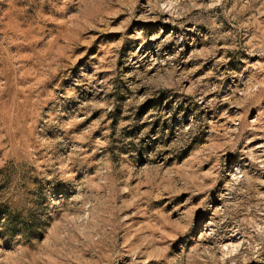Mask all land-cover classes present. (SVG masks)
Returning a JSON list of instances; mask_svg holds the SVG:
<instances>
[{
  "label": "rangeland",
  "instance_id": "1",
  "mask_svg": "<svg viewBox=\"0 0 264 264\" xmlns=\"http://www.w3.org/2000/svg\"><path fill=\"white\" fill-rule=\"evenodd\" d=\"M0 264H264V0H0Z\"/></svg>",
  "mask_w": 264,
  "mask_h": 264
},
{
  "label": "bare ground",
  "instance_id": "2",
  "mask_svg": "<svg viewBox=\"0 0 264 264\" xmlns=\"http://www.w3.org/2000/svg\"><path fill=\"white\" fill-rule=\"evenodd\" d=\"M231 236H232V235H231ZM231 238H232V237H231ZM226 240H227V241H230L231 239H226ZM224 241H225V240H224ZM231 242H232V241H231ZM223 243H224V242H223ZM228 243H229V242H228ZM224 244H225V243H224ZM224 244H223V245H224ZM230 244H231V243H230ZM228 246H230V245H228Z\"/></svg>",
  "mask_w": 264,
  "mask_h": 264
}]
</instances>
